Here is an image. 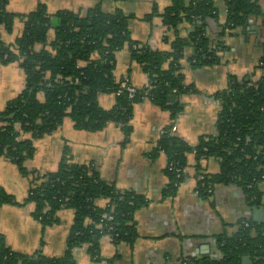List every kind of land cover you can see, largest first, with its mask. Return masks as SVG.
I'll use <instances>...</instances> for the list:
<instances>
[{
	"label": "trees",
	"instance_id": "16d2710c",
	"mask_svg": "<svg viewBox=\"0 0 264 264\" xmlns=\"http://www.w3.org/2000/svg\"><path fill=\"white\" fill-rule=\"evenodd\" d=\"M8 2L0 0V62L18 61L24 70L25 86L0 109V156L11 160L23 176L29 177L30 186L20 202L0 185V206L34 203L33 214L43 231L59 221L58 211L63 208L73 209L74 217L61 255H47L41 250L17 251L0 231V264H79L74 250L83 245L94 260H99L101 238L107 233L113 243H134L138 236L135 214L147 199L102 179L95 164L74 162L67 148L55 170L29 169L25 162L34 154V140L51 133L70 117L76 128L94 131L114 122L123 130L126 142L132 129L134 104L145 97L167 109L171 117H177L184 107L178 96L197 91L193 84L185 82L181 64L185 52H190L187 60L197 68L219 62L218 52L226 48L222 38L212 40L210 34L209 20L218 18L220 8L215 0H170L160 15L172 35V48L161 50L131 38L134 15L120 8L107 11L97 3L83 13L70 9L51 13L40 3L23 13L9 11ZM224 8L227 19L219 36L224 35L225 27L244 29L251 17L263 12L261 0H225ZM16 18L23 21V30L13 43H6L1 29L11 32ZM182 25L187 29L185 36L180 34ZM127 43L132 59L148 74L152 85L137 87L132 97L114 73L116 52ZM260 59L264 61V44ZM260 67L261 76L252 85V74L232 75L228 87L216 94L221 109L215 134L201 136L192 146L170 134V127L164 133L154 152L163 151L168 157L167 195L183 180L187 154L194 152L197 160L213 156L220 165L217 173H200V195L209 196L217 184L235 182L242 186L248 199L261 198L264 66ZM40 93L44 94L43 99ZM101 93H114L115 103L103 107L99 101ZM172 95L175 98L171 99ZM100 199L106 200L104 206L98 204ZM243 220L250 225L246 226ZM236 225L232 233L217 235L219 255L186 256L180 264H243L245 255L250 256L252 264H264V222L258 224L242 217Z\"/></svg>",
	"mask_w": 264,
	"mask_h": 264
},
{
	"label": "crops",
	"instance_id": "0c3cea01",
	"mask_svg": "<svg viewBox=\"0 0 264 264\" xmlns=\"http://www.w3.org/2000/svg\"><path fill=\"white\" fill-rule=\"evenodd\" d=\"M215 1L220 13L217 19L209 20L210 34L212 40L222 38L226 48L219 50V62L197 68L187 60L190 52H185L181 60L185 82L193 84L197 91L178 96L184 107L177 117H171L167 109L145 97L134 104L132 129L126 142L123 130L114 122L94 131L76 128L70 117H66L51 133L34 141V154L25 162L29 169L42 172L55 170L67 148L74 162L95 164L102 179L113 182L121 190L140 193L147 199V203L135 214L138 236L133 244L113 243L110 237L104 235L101 238L103 259L93 260L86 251V245H83L81 247L86 250L80 247L74 250L79 264H180L181 258L186 256H217L220 254L218 234L224 231L232 233L242 217H249L258 223L256 217L261 216L264 222L261 211L264 208V183L258 201L248 199L242 186L235 182L217 184L212 194L204 197L197 192L199 175L217 173L220 165L216 157L197 160L194 152H190L183 180L172 194L167 195L169 176L165 168L168 157L163 151L154 152L165 131L175 123L177 129L174 134L192 146L198 143L201 136L215 134L221 109L216 94L228 87L230 76H261L258 62L264 44V0H261L262 14L251 17L244 29L231 30L223 36L219 33L227 19L225 0ZM40 3H44L51 13L60 9L83 13L97 3H101L107 11L120 8L126 14L134 15L130 22L132 39L154 49L172 48V35L160 15L170 0H9L7 8L24 13L34 10ZM147 14L151 18H146ZM23 27V21L16 18L11 32L1 29L2 40L13 43ZM180 34H187L185 25L181 26ZM167 35L169 39L165 38ZM4 71L11 75L16 73L4 77ZM114 73L116 80L128 77L136 87L150 83L148 74L132 59L128 43L116 52ZM10 77L16 87L12 88L9 82L7 92L0 98V109L25 86V74L21 70H15L13 64L0 63V90ZM40 98H44L43 93H40ZM115 100L114 93L99 95V101L105 108L111 107ZM16 167L7 159L0 158V185L23 202L28 194L30 178L23 176ZM13 182L18 185L15 190L19 195L10 187ZM97 202L104 206L106 200ZM34 209L32 202L0 206V231L7 243L25 253L41 250L47 255H61L73 221V209L59 210V221L44 231L33 214Z\"/></svg>",
	"mask_w": 264,
	"mask_h": 264
},
{
	"label": "built area",
	"instance_id": "2783aa9c",
	"mask_svg": "<svg viewBox=\"0 0 264 264\" xmlns=\"http://www.w3.org/2000/svg\"><path fill=\"white\" fill-rule=\"evenodd\" d=\"M225 30H226V32H229V31H231L230 30V28L229 27H225ZM135 47H136V45H134ZM258 66H259V68H261L260 66H264V61H262L261 59L259 60V62H258ZM262 69V68H261ZM258 78H254L253 76H252V80L249 82V84L250 85H252L253 83H254V81L255 80H257ZM119 82H120V86L122 87V88H125L128 92H129V96L130 97H132L133 95H134V93L136 92V89H137V87L131 82V80L128 78V77H123L121 80H119ZM149 86H152V85H150V83H149ZM175 91V90H174ZM176 129H177V125H176V123L175 124H173L171 127H170V129H169V133L170 134H174L175 133V131H176ZM167 131V130H166ZM165 131V132H166ZM168 164V163H167ZM170 165V167H172V164L170 163L169 164ZM178 170H180V169H178ZM181 174V173H180ZM182 174H185V168H183L182 169ZM199 178H203V175L202 174H200L199 175ZM210 191H211V189H210ZM197 192H198V190H197ZM106 216L108 217V218H112V215L111 214H106ZM243 223L246 225V226H249L250 225V222L248 221V220H243ZM106 236H108V237H110V234H106ZM111 238V237H110Z\"/></svg>",
	"mask_w": 264,
	"mask_h": 264
},
{
	"label": "rangeland",
	"instance_id": "374dc122",
	"mask_svg": "<svg viewBox=\"0 0 264 264\" xmlns=\"http://www.w3.org/2000/svg\"><path fill=\"white\" fill-rule=\"evenodd\" d=\"M0 63H2L3 65L13 64V65L15 66V70H21V71L24 73V70H23V68L19 65L18 61H11V62H8V63L0 62ZM4 72H5V71H4ZM15 73H16V72H13L12 75H11V74H8V72H5L4 77H6V76H8V75L13 76ZM17 79H18V76H17ZM9 82H10V85H12V88H15V87H16V85H15V83H14V81H13V78L10 77V78H9V81L4 82L5 85H4V87L0 90V98H2V97L5 95V93L7 92V90H8L7 88H8V86H9ZM37 139H38V138H37ZM35 140H36V139H35ZM35 140H34V141H35ZM0 158H5V157L0 156ZM5 159H7V158H5ZM7 160H8L11 164H13V165L16 167V165H15L11 160H9V159H7ZM16 168H17V167H16ZM10 187H12V189H14V191H16L15 189L18 188V185L15 184V183L13 182L12 185H11ZM16 187H17V188H16ZM16 193H17V195H19L17 191H16ZM68 209H70V208H68ZM80 248H84V250H86L85 247H81V246H80ZM86 251H87V250H86ZM102 259H103V258H101V259H99V260H102ZM93 260H94V259H93ZM99 260H95V261H99ZM107 264H108V263H107Z\"/></svg>",
	"mask_w": 264,
	"mask_h": 264
},
{
	"label": "water",
	"instance_id": "95a60500",
	"mask_svg": "<svg viewBox=\"0 0 264 264\" xmlns=\"http://www.w3.org/2000/svg\"><path fill=\"white\" fill-rule=\"evenodd\" d=\"M170 98L173 99V98H175V96L172 95V96H170ZM261 211H262V213H263V215H264V208H262ZM256 221H257L258 224H259V223H261V222L263 221V219H262L261 216H259V217H256ZM243 264H252V260H251V258H250L249 255H245V256L243 257Z\"/></svg>",
	"mask_w": 264,
	"mask_h": 264
}]
</instances>
